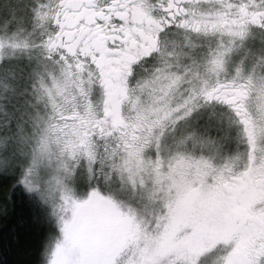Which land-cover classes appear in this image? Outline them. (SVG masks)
Wrapping results in <instances>:
<instances>
[{
    "label": "snow or ice",
    "instance_id": "snow-or-ice-1",
    "mask_svg": "<svg viewBox=\"0 0 264 264\" xmlns=\"http://www.w3.org/2000/svg\"><path fill=\"white\" fill-rule=\"evenodd\" d=\"M0 264H264V0H0Z\"/></svg>",
    "mask_w": 264,
    "mask_h": 264
}]
</instances>
